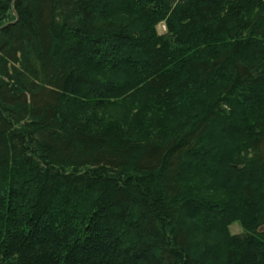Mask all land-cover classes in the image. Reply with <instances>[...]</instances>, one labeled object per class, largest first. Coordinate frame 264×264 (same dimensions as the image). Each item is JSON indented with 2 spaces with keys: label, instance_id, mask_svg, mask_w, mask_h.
<instances>
[{
  "label": "trees",
  "instance_id": "trees-1",
  "mask_svg": "<svg viewBox=\"0 0 264 264\" xmlns=\"http://www.w3.org/2000/svg\"><path fill=\"white\" fill-rule=\"evenodd\" d=\"M0 264H264V0H0Z\"/></svg>",
  "mask_w": 264,
  "mask_h": 264
},
{
  "label": "rangeland",
  "instance_id": "rangeland-1",
  "mask_svg": "<svg viewBox=\"0 0 264 264\" xmlns=\"http://www.w3.org/2000/svg\"><path fill=\"white\" fill-rule=\"evenodd\" d=\"M158 29H159V32H160V33H164L165 30H166V28H165V26H164V23H160V24L158 25ZM132 78H133V75H132ZM125 104H126V103H125ZM115 109H116L115 107L111 109V110H113V113L116 112ZM176 117H178V115H177ZM112 125H114V124L112 123ZM114 128H115V129H114V132L116 133V135L118 136V138H119L120 140H123V139H124V135H122L121 132H120L119 130L116 129V126H115V125H114ZM207 159H209L210 162H212V159H210V158H207ZM196 169H199V167L197 166ZM212 169H213V166H208V167L205 166V171H207L206 173H212ZM200 200H201V201H200V205L198 206V208H194V209L198 210V211L195 212V213H196L200 218H202V217L204 216L205 212H208V211H209V217L213 219V217L216 216V215H215L216 210H217V208L215 207L216 205L213 204L212 202L204 201V200H202L201 198H200ZM202 201H203V202H202ZM214 202H217V201L215 200ZM211 203H212L213 205H212ZM215 209H216V210H215ZM188 210L190 211V208H188ZM192 212H194V211H192ZM230 231H231V233H233V234H241V233H242V226L240 225L239 222H234V223L230 226ZM211 238H213V237H211Z\"/></svg>",
  "mask_w": 264,
  "mask_h": 264
},
{
  "label": "water",
  "instance_id": "water-1",
  "mask_svg": "<svg viewBox=\"0 0 264 264\" xmlns=\"http://www.w3.org/2000/svg\"><path fill=\"white\" fill-rule=\"evenodd\" d=\"M4 26H6V25H4Z\"/></svg>",
  "mask_w": 264,
  "mask_h": 264
}]
</instances>
